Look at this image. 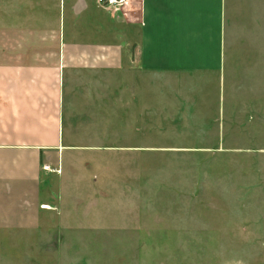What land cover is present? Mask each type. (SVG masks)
I'll return each instance as SVG.
<instances>
[{
    "label": "crops",
    "instance_id": "0c3cea01",
    "mask_svg": "<svg viewBox=\"0 0 264 264\" xmlns=\"http://www.w3.org/2000/svg\"><path fill=\"white\" fill-rule=\"evenodd\" d=\"M260 135L264 0H0V238L49 222L115 138L207 157Z\"/></svg>",
    "mask_w": 264,
    "mask_h": 264
},
{
    "label": "rangeland",
    "instance_id": "374dc122",
    "mask_svg": "<svg viewBox=\"0 0 264 264\" xmlns=\"http://www.w3.org/2000/svg\"><path fill=\"white\" fill-rule=\"evenodd\" d=\"M148 142L139 154L115 138L78 168L49 222L0 238V264H264V135L224 138L207 157Z\"/></svg>",
    "mask_w": 264,
    "mask_h": 264
},
{
    "label": "built area",
    "instance_id": "2783aa9c",
    "mask_svg": "<svg viewBox=\"0 0 264 264\" xmlns=\"http://www.w3.org/2000/svg\"><path fill=\"white\" fill-rule=\"evenodd\" d=\"M98 1L105 8L124 9V8H128L129 6L137 2L143 1V0H98ZM44 169L50 170V167L45 166Z\"/></svg>",
    "mask_w": 264,
    "mask_h": 264
}]
</instances>
